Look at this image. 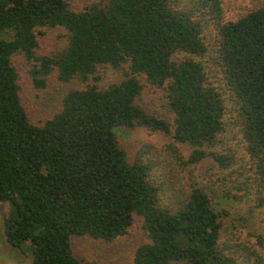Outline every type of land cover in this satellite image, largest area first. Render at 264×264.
Returning a JSON list of instances; mask_svg holds the SVG:
<instances>
[{
	"label": "trees",
	"instance_id": "16d2710c",
	"mask_svg": "<svg viewBox=\"0 0 264 264\" xmlns=\"http://www.w3.org/2000/svg\"><path fill=\"white\" fill-rule=\"evenodd\" d=\"M42 28L65 44L38 54ZM35 87L75 80L33 123L15 59ZM109 69L120 77L101 82ZM161 90L150 113L144 89ZM171 141L130 157L117 127ZM216 169L204 181L197 167ZM213 198V199H212ZM214 200V201H213ZM264 205V3L225 20L221 0H0V203L6 241L32 264L83 262L74 237L111 242L133 220L132 264H264V236L223 239L221 201Z\"/></svg>",
	"mask_w": 264,
	"mask_h": 264
},
{
	"label": "rangeland",
	"instance_id": "374dc122",
	"mask_svg": "<svg viewBox=\"0 0 264 264\" xmlns=\"http://www.w3.org/2000/svg\"><path fill=\"white\" fill-rule=\"evenodd\" d=\"M75 10L84 9L92 0H67ZM223 16L225 20H235L251 9L264 3V0H221ZM43 34L39 36L38 54H49L61 48L66 37L61 28H42ZM15 64L20 72V93L22 101L33 123H40L50 117L57 109L62 95L71 87L79 85L75 80L71 82L59 81L52 74L44 88L34 86L28 73L29 65L18 56ZM101 82H108L120 77L119 72L109 69L101 74ZM161 90H153L149 87L144 89L141 102L150 113H164L163 95ZM115 133L119 144L125 148L133 158L136 150L143 145L162 147L171 141V137L162 132L150 131L140 126L132 128L117 127ZM211 163L203 161L197 168L196 173L204 177V181L217 179L220 175ZM213 199V198H212ZM214 201V200H213ZM248 205H241L233 201L221 200L218 209H225L230 215L223 217L224 226L221 237L223 239L244 240L248 231L260 232L264 236V205L254 212H249ZM8 211L7 203H0V264H32L28 250H23L10 245L4 236L3 219ZM141 224L135 218L127 230V233L119 236L111 242L89 237H74L73 248L75 255L83 262L95 264H132L133 254L137 246L145 241Z\"/></svg>",
	"mask_w": 264,
	"mask_h": 264
}]
</instances>
